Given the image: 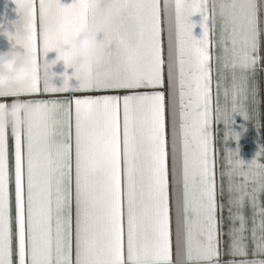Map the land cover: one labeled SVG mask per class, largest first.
Returning <instances> with one entry per match:
<instances>
[{
  "label": "snow or ice",
  "instance_id": "obj_1",
  "mask_svg": "<svg viewBox=\"0 0 264 264\" xmlns=\"http://www.w3.org/2000/svg\"><path fill=\"white\" fill-rule=\"evenodd\" d=\"M16 3L23 12L22 26L7 35L34 54L36 71L30 83L0 92V97L69 91L127 94L25 102L35 111L25 113L24 123L10 129L0 124V264H174L170 147L178 240L184 249L183 261L176 264H220L225 188L216 179L210 127L215 121L232 125L236 113L246 118L236 101L247 99L248 74L259 61L257 0L230 4L240 19L222 24L224 67L232 70L231 115L226 107L213 106L206 0L163 4L170 42L175 26L178 53L177 60L167 62V103L164 91H137L164 86L161 0ZM197 13L203 15L199 39L191 20ZM86 27L103 34V64L90 63L73 46L74 37ZM53 50L59 53L57 60L75 68L78 88H70L67 73L63 87L51 83L55 74L50 69L57 61L45 58ZM219 88L217 83V96ZM5 107L0 103V109ZM166 112L172 118L171 145ZM243 166L237 161V168ZM249 166L255 173L227 174L229 253L240 257L228 264H264V259H248L249 239L252 255L264 256V165Z\"/></svg>",
  "mask_w": 264,
  "mask_h": 264
},
{
  "label": "crops",
  "instance_id": "obj_2",
  "mask_svg": "<svg viewBox=\"0 0 264 264\" xmlns=\"http://www.w3.org/2000/svg\"><path fill=\"white\" fill-rule=\"evenodd\" d=\"M77 0H60V4L64 6H71L76 3ZM207 11L210 19V33H209V51L211 54V70L213 80V106L218 103L221 108L226 107L229 115L233 108V98L231 91L232 83V70L231 68L224 67V54L221 46L222 38V24L223 20H229L219 15L218 4L221 0H206ZM229 5L233 2L243 3L244 0H224ZM165 0H161L162 5V39L164 46V59L165 64V82L163 88H143L137 91L143 93H152L154 91H164L166 96V103L168 98V64L167 62L178 59V53L176 48V34L175 26L173 23L171 30V42L169 37V23H168V10L163 8ZM259 5V15L261 20V36H260V47H259V61L256 65L255 71L250 72L249 75V94L246 100L238 99L236 105L238 108H243L246 112V118L240 113L233 114L232 125L226 126L222 121H215L210 127L212 135V147H213V159L214 169L216 174L217 182L223 181L225 192L221 198L224 204V212L220 217L219 224V245H220V264H228L229 261L240 257H233L229 253L230 237L229 231L231 228V222L228 218V172L234 171L255 173V169L249 165L255 163L256 165H264V0H257ZM23 12L19 10V6L16 0H0V51H6L13 45L18 50L23 51V47L15 45L14 40H10L7 33L14 35L18 27L22 26ZM239 17V16H238ZM240 19V17H239ZM192 22L196 25L193 30V35L199 39L203 35V29L201 27L203 23V15L197 13L191 17ZM103 38V34H101ZM170 46H171V57H170ZM59 53L55 50L50 51L46 60L48 63L57 61L52 65L50 72L55 75L52 77L51 83L56 87L60 88L64 85V75L67 73L68 76L72 77L69 81L71 89L79 87L80 81L75 76V68H69L65 65L63 60H57ZM43 55L41 53L40 58V76L43 80L44 75V63ZM178 71V64H176ZM220 84L219 94L217 96L216 85ZM227 89L228 94L225 95ZM103 94H127L126 92H109V93H73L72 91L63 93H39V94H19L16 96H4L0 97V103L11 105L14 102H34L36 100L46 101H67L69 99H75L77 96L85 95H103ZM166 124L169 145L172 142V118L166 112ZM11 126H9L10 129ZM179 114L177 111L176 116V133L177 140L179 141ZM238 136V139H237ZM10 149L12 141L10 140ZM237 161H243V168L239 169L236 167ZM237 181L240 177H235ZM169 180H170V192H171V240H172V260L174 264L184 259V249L180 245L178 240V218L176 208V178L174 174V165L172 161L171 147L169 148ZM256 182H259V178L256 177ZM261 200H264V196H261ZM249 216L252 215L251 209L247 210ZM14 215V208H13ZM15 231V225H13ZM254 250V244L249 239L248 241V259H264V256L256 257L252 255Z\"/></svg>",
  "mask_w": 264,
  "mask_h": 264
},
{
  "label": "clouds",
  "instance_id": "obj_3",
  "mask_svg": "<svg viewBox=\"0 0 264 264\" xmlns=\"http://www.w3.org/2000/svg\"><path fill=\"white\" fill-rule=\"evenodd\" d=\"M245 5L249 0H244ZM220 16L238 21V15L234 14L230 5L224 0L218 4ZM73 46L80 57L86 58L94 65L103 64L106 60L107 49L104 45L101 33L91 27L82 29L73 40ZM18 50L16 46L6 51H0V92L8 91L17 86L30 83L35 75L36 67L34 54L26 49ZM34 108L23 102H14L0 109V124L17 126L25 122V113H34Z\"/></svg>",
  "mask_w": 264,
  "mask_h": 264
}]
</instances>
